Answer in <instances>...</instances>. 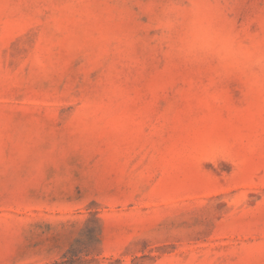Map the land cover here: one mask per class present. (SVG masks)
Segmentation results:
<instances>
[{
  "label": "rangeland",
  "instance_id": "374dc122",
  "mask_svg": "<svg viewBox=\"0 0 264 264\" xmlns=\"http://www.w3.org/2000/svg\"><path fill=\"white\" fill-rule=\"evenodd\" d=\"M0 264H264V0H0Z\"/></svg>",
  "mask_w": 264,
  "mask_h": 264
}]
</instances>
